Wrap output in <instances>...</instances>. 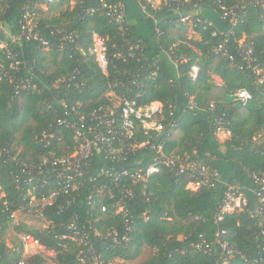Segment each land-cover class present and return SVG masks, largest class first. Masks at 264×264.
<instances>
[{"label":"trees","instance_id":"1","mask_svg":"<svg viewBox=\"0 0 264 264\" xmlns=\"http://www.w3.org/2000/svg\"><path fill=\"white\" fill-rule=\"evenodd\" d=\"M117 2L125 9L122 24L102 6ZM41 3L0 0V29L8 24L11 30H0L5 45L0 48V264L21 260V240L6 245L9 230L35 238L54 253L55 264H130L143 249L151 254L137 264H264V222L255 215L264 208V192L253 179L264 180L260 4L248 5L246 15L233 23L221 7L236 0H192L189 6L196 4L203 22L193 26L197 37L188 38L173 13L177 7L185 11L182 1L168 0L161 11L142 10L138 0H56L43 11ZM27 12L35 13L28 38L21 34ZM93 34L107 38L104 70L87 53ZM12 62L18 63L15 69ZM193 67L197 77L191 75ZM240 90L250 98L239 100ZM113 98L137 109L159 103L158 114L135 121L137 140L200 162L218 179L193 192L186 186L194 176L161 166L146 182L132 185L125 214H115L108 193L97 191L112 179L104 173L131 171L127 165L133 162L145 167L154 151L146 146L124 162H111L95 147L76 191L35 206L32 197L40 202L63 187L55 172L42 167L43 158L66 157L77 147L57 120L75 108L87 121L89 113L112 108ZM113 110L118 117L119 108ZM67 118L76 122L77 115ZM143 121L161 128L144 135ZM219 127L228 132L223 142L217 138ZM230 184L240 189L241 206L217 219ZM22 212L39 216L45 227L14 223L12 214ZM113 230L116 237L109 234ZM82 235L87 242L79 245L74 238ZM44 263L40 254L24 261Z\"/></svg>","mask_w":264,"mask_h":264},{"label":"built area","instance_id":"2","mask_svg":"<svg viewBox=\"0 0 264 264\" xmlns=\"http://www.w3.org/2000/svg\"><path fill=\"white\" fill-rule=\"evenodd\" d=\"M56 0H42V3L38 5L40 9L45 10L46 7ZM74 2V0H72ZM179 4L180 1L184 2V12L180 11L177 7L174 10V15L179 17V23L194 25L195 23H202L203 20L197 17L199 10H197L196 4L189 6V2L192 0H176ZM72 2V4H73ZM141 5L142 10H147L148 7L153 11H161L168 4V0H160L158 5L154 4V0H138ZM44 3V4H43ZM260 4L261 8L264 9V0H236V4L232 6H222L221 11L223 17H228L233 23H236L239 19L247 13L248 5ZM103 7H107V15L117 24H122L125 18V9L121 2L115 4L103 3ZM35 13L27 12L24 14L23 25L21 26L22 35L26 38L32 34V29L34 24L32 21L34 19ZM176 18V16L174 17ZM26 31V33H25ZM19 41L18 38H12V42ZM106 43L107 38L101 37L97 34L92 35L91 45L87 49V53L92 56L102 70L106 67ZM241 46V42H239ZM0 48L5 49V45H0ZM222 45L218 49H221ZM9 57H12L11 53H8ZM250 57V51H246L245 58ZM18 63H11L10 67L12 69L16 68ZM192 77H196L193 76ZM239 100L246 101L250 98L249 94L240 90L236 93ZM113 101H118V105L115 106L112 102V108H109L106 112H91L88 114V120L79 116L75 108H71L70 111L65 112L64 118H59L57 120L58 125L64 126L69 129L73 134L74 140L77 143V147L74 151L66 157H55L54 155L50 157H44L42 162L43 168H48L50 171L55 172L56 179L62 182L63 187L58 188L56 192H52L49 196L42 198L40 202L36 200L35 197L31 198V202L35 206L43 207L44 205H49L53 203L54 198L58 193H68L76 191L80 185L79 179L85 175V169L88 167V160L92 155L93 149L96 147L102 152L104 158L113 162H124L127 157L135 154L140 149L149 146L154 151V156L151 162L147 166L138 167L137 163H134V168L131 171L122 169V172H105V177L109 176L112 179L106 183L102 181L98 185V193L107 192L112 200L111 210L115 214L124 213L126 201L130 198L132 194V185L137 183H144L150 179V177L159 172L160 167L175 170L179 174H189L192 180L188 182L186 188L190 191H197L200 188H205V185L211 186L213 182L218 179V173L216 171H211L208 167L200 162H189L187 157H180L177 155H166L163 152L161 145H151L149 140L139 141L135 136V121L142 120L143 118H151L160 112L161 107L159 103H154L149 107L137 109L134 105L124 99L113 98ZM119 108L118 117L115 116L114 108ZM144 111V113H142ZM149 112V113H148ZM77 115V120L71 121L67 118V115ZM142 129L144 130V135L150 134L151 130H159L161 126L156 124L154 121H143ZM226 133L221 127L218 128L217 134ZM1 153V151H0ZM132 164V163H131ZM42 167L39 171L42 172ZM255 182L261 187V191L264 192V180H259L256 176H253ZM45 181V180H44ZM31 184L33 182L32 177L28 179ZM32 189V188H31ZM241 192L237 185L230 184L224 193L223 204L221 207V212L217 216V219H221L222 213H230L238 205H235L237 199L242 202ZM260 202L264 204V193L260 196ZM32 204V205H33ZM40 204V205H39ZM239 204V206H241ZM102 211H106V207H101ZM255 215L258 218L263 219L264 222V208L259 207L256 210ZM15 214H12L14 219ZM110 236L116 237L118 234L116 230L111 231ZM22 243V256L19 264H24L25 259L32 254L33 250H38L42 246L38 241L30 235L21 236ZM79 245L86 244L87 236L82 235L74 238ZM128 238L123 235L122 240L126 241ZM204 242V241H202ZM201 248L200 246H197ZM226 249V245H223ZM38 248V249H37Z\"/></svg>","mask_w":264,"mask_h":264},{"label":"rangeland","instance_id":"3","mask_svg":"<svg viewBox=\"0 0 264 264\" xmlns=\"http://www.w3.org/2000/svg\"><path fill=\"white\" fill-rule=\"evenodd\" d=\"M69 1H70V4H72L73 1L72 0H69ZM159 2H160V0H154V4L155 5H158ZM183 25L186 26V28H187L186 37H188V38H191V37L196 38L197 37V35L194 34V30H193V26L194 25L190 24V22L188 24H183ZM3 27L7 31H5V29H2V30L0 29L2 31V33H7V32L11 31L10 27L8 26V24L3 26ZM239 42L242 43V40H240ZM0 45H2V44H0ZM257 72L261 73L264 76V72H261V70H258ZM191 75L196 76V77L198 76V70H197L196 67L192 68ZM215 79L218 80V78H215ZM112 102L114 103L115 106L118 105V101H112ZM160 107H161V105H160ZM239 204H240V200L237 199L236 202H235V205H238L237 207H240ZM13 221H14V223H24V224H27V225H31L33 227H41V228L45 227L44 223L39 219V216H36L34 214H30V213H25V212H22L21 214L20 213H15V217H14ZM21 236L22 235L14 236L12 231L9 230L7 232V234H6V237H5L6 238L5 239L6 240V245L11 247V243L10 242H12V240H14V238H16L18 240H21L20 239ZM33 253L34 254H40L43 257V259H44V262H45L44 264H55L54 260H53L54 259V253L51 252V251H45L43 249V247L38 249V250H36V249L33 250L32 254ZM150 254H151V251L149 249H143L141 254L139 255L138 259L136 261L130 262V264H137L138 262L148 258Z\"/></svg>","mask_w":264,"mask_h":264},{"label":"crops","instance_id":"4","mask_svg":"<svg viewBox=\"0 0 264 264\" xmlns=\"http://www.w3.org/2000/svg\"><path fill=\"white\" fill-rule=\"evenodd\" d=\"M214 78V77H213ZM215 78H218V77H215ZM214 78V80H215V82L217 83V84H221V80L218 78V80L217 79H215ZM217 80V81H216ZM160 106V105H159ZM217 138L219 139V141L220 142H223L225 139H227L228 138V134H226V133H220V134H217Z\"/></svg>","mask_w":264,"mask_h":264},{"label":"water","instance_id":"5","mask_svg":"<svg viewBox=\"0 0 264 264\" xmlns=\"http://www.w3.org/2000/svg\"><path fill=\"white\" fill-rule=\"evenodd\" d=\"M142 113H144V111H142ZM133 166H134V163L127 165V167H133Z\"/></svg>","mask_w":264,"mask_h":264}]
</instances>
